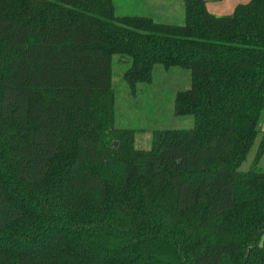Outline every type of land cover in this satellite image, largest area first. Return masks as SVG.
<instances>
[{
    "label": "trees",
    "instance_id": "1",
    "mask_svg": "<svg viewBox=\"0 0 264 264\" xmlns=\"http://www.w3.org/2000/svg\"><path fill=\"white\" fill-rule=\"evenodd\" d=\"M184 6L169 24L114 0H0V264H264V0ZM116 55L134 94L157 64L189 69L175 113L194 127L137 148Z\"/></svg>",
    "mask_w": 264,
    "mask_h": 264
},
{
    "label": "rangeland",
    "instance_id": "2",
    "mask_svg": "<svg viewBox=\"0 0 264 264\" xmlns=\"http://www.w3.org/2000/svg\"><path fill=\"white\" fill-rule=\"evenodd\" d=\"M119 15H147L157 21L169 24H182L185 12L180 3L184 0H114ZM176 12L171 8H175ZM130 67L119 55L113 58V91L116 97V126L128 128L135 133V146L139 149H150L157 129H190L194 127V117L178 116L175 113V99L179 91L191 87V71L183 67L165 68L157 64L154 69L153 82L139 84L134 94L124 79V74ZM264 130V111L259 126ZM262 139L258 134L246 160L240 167L245 172L254 167L255 158ZM258 166L264 171V154L259 159ZM264 241V240H263Z\"/></svg>",
    "mask_w": 264,
    "mask_h": 264
},
{
    "label": "crops",
    "instance_id": "3",
    "mask_svg": "<svg viewBox=\"0 0 264 264\" xmlns=\"http://www.w3.org/2000/svg\"><path fill=\"white\" fill-rule=\"evenodd\" d=\"M206 1H207V8L211 13L220 16H226V15H231L234 12L237 5L241 3H248L250 0H206ZM180 6L182 8V11L185 12V6L182 3H180ZM177 7L178 6L176 4L175 8H171L174 11V14L178 13V11L176 12Z\"/></svg>",
    "mask_w": 264,
    "mask_h": 264
}]
</instances>
